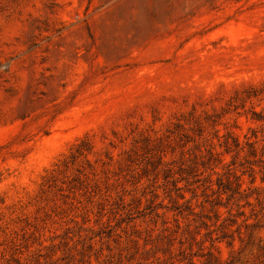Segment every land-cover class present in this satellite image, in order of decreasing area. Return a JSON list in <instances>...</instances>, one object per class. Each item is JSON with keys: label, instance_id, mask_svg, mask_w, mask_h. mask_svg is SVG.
I'll return each mask as SVG.
<instances>
[{"label": "rangeland", "instance_id": "1", "mask_svg": "<svg viewBox=\"0 0 264 264\" xmlns=\"http://www.w3.org/2000/svg\"><path fill=\"white\" fill-rule=\"evenodd\" d=\"M248 141L264 0H0V264H258Z\"/></svg>", "mask_w": 264, "mask_h": 264}, {"label": "trees", "instance_id": "2", "mask_svg": "<svg viewBox=\"0 0 264 264\" xmlns=\"http://www.w3.org/2000/svg\"><path fill=\"white\" fill-rule=\"evenodd\" d=\"M234 146L235 147H239L240 143L235 140L234 141ZM246 145L249 146L250 150H249V154L251 157L255 158L254 163L249 162L248 166H242V175H235L236 178V189L235 191L237 193H241V189L243 187V182H242V176L245 175L246 173L250 174V177L252 178V184H254L257 180V174H261L262 175V182L264 183V147L262 150V154L260 155L257 151V149L255 148V143H252L250 141H248L246 143ZM260 155V156H259ZM257 158V160H256ZM235 164V162H234ZM258 165L260 167L259 171L256 172L254 165ZM232 191L234 190L232 188V186L229 187ZM233 197V196H232ZM231 198L228 199V201H231ZM249 205H251V202H248ZM229 214L231 216H229V218H227L224 223L221 225V243L222 242H226L227 245L232 248L235 251V247L237 245V243L239 242L241 246H243V248H247L252 244V237L253 234L249 233V228L251 226H255V225H251L250 218H246L243 221V224L239 223V218H237L236 216H234L232 214V212H229ZM240 217H244L245 213L241 212L239 213ZM245 229V230H244ZM255 246H253V255L259 260L258 264H264V238L261 236L259 237L258 243L254 244ZM213 252L209 251L206 254L201 253V257H205V255H209V256H213ZM189 256H185L183 258V260H181L180 263H185V264H197L196 261L193 258H188ZM203 264H211V260L206 259V260H202ZM218 264H235V256L231 255L229 259H223L221 256V259L218 260Z\"/></svg>", "mask_w": 264, "mask_h": 264}]
</instances>
